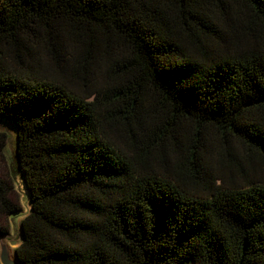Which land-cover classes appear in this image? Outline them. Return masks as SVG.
<instances>
[{
	"label": "trees",
	"instance_id": "16d2710c",
	"mask_svg": "<svg viewBox=\"0 0 264 264\" xmlns=\"http://www.w3.org/2000/svg\"><path fill=\"white\" fill-rule=\"evenodd\" d=\"M0 118L20 264H264V0H0Z\"/></svg>",
	"mask_w": 264,
	"mask_h": 264
},
{
	"label": "rangeland",
	"instance_id": "374dc122",
	"mask_svg": "<svg viewBox=\"0 0 264 264\" xmlns=\"http://www.w3.org/2000/svg\"><path fill=\"white\" fill-rule=\"evenodd\" d=\"M0 124H5L9 127L10 137L7 141L6 152L4 153L10 162H14V154L17 147V127L9 120L0 118ZM6 163L3 156L0 155V174L6 173ZM16 198L20 200L22 209L19 212L11 214L9 216L10 232L4 235V242L9 246L12 254L14 255L15 246L22 240L21 221L31 210V201L24 178L21 174L16 177ZM1 243V242H0ZM1 251V244H0Z\"/></svg>",
	"mask_w": 264,
	"mask_h": 264
},
{
	"label": "water",
	"instance_id": "95a60500",
	"mask_svg": "<svg viewBox=\"0 0 264 264\" xmlns=\"http://www.w3.org/2000/svg\"><path fill=\"white\" fill-rule=\"evenodd\" d=\"M1 251L0 261L1 264H20L15 255L12 254L9 246L4 242V235L0 237Z\"/></svg>",
	"mask_w": 264,
	"mask_h": 264
}]
</instances>
